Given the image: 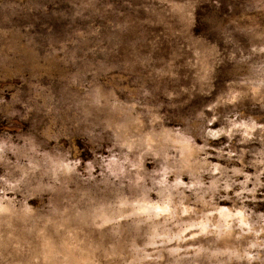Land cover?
I'll return each mask as SVG.
<instances>
[{
	"label": "clouds",
	"instance_id": "1",
	"mask_svg": "<svg viewBox=\"0 0 264 264\" xmlns=\"http://www.w3.org/2000/svg\"><path fill=\"white\" fill-rule=\"evenodd\" d=\"M0 264H264V0H0Z\"/></svg>",
	"mask_w": 264,
	"mask_h": 264
}]
</instances>
